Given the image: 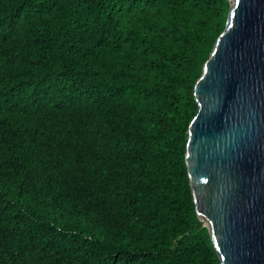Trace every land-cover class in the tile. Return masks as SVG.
<instances>
[{"label":"trees","instance_id":"16d2710c","mask_svg":"<svg viewBox=\"0 0 264 264\" xmlns=\"http://www.w3.org/2000/svg\"><path fill=\"white\" fill-rule=\"evenodd\" d=\"M229 0H0V264H220L185 163Z\"/></svg>","mask_w":264,"mask_h":264},{"label":"water","instance_id":"95a60500","mask_svg":"<svg viewBox=\"0 0 264 264\" xmlns=\"http://www.w3.org/2000/svg\"><path fill=\"white\" fill-rule=\"evenodd\" d=\"M194 86L185 163L220 264H264V0H229Z\"/></svg>","mask_w":264,"mask_h":264}]
</instances>
